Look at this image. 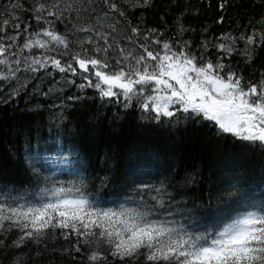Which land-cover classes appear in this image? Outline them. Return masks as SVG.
Here are the masks:
<instances>
[{
  "label": "trees",
  "instance_id": "trees-1",
  "mask_svg": "<svg viewBox=\"0 0 264 264\" xmlns=\"http://www.w3.org/2000/svg\"><path fill=\"white\" fill-rule=\"evenodd\" d=\"M38 3L48 5L60 19L45 12L44 20H36ZM110 3H116L119 11L111 10ZM14 4L20 7L13 9ZM3 19L11 23L0 35L20 32L13 52L24 62L16 77L0 80V188L13 189V194L26 192L27 199L38 202L36 193L52 187L44 176H51L57 186L83 181L85 195L104 209L141 199L154 203L150 197L161 188L164 208L157 206L158 212L168 209L172 219L181 221L190 212L192 230L199 233L220 231L238 215L264 205V144L259 141L224 133L214 122L191 112L156 120L137 97L128 107L122 95L102 98L98 89L80 87L86 83L83 75L96 81L91 66L84 73L72 61L75 75L59 72L51 63L36 72L26 67L31 59L45 57H55L66 66L76 53L129 64L134 60L123 56L144 54L141 45L163 55V43L168 42L174 51L184 49L224 64L225 71L236 72L245 84H259L264 79V40L260 39L264 0H0ZM47 21L68 38L69 48L60 45L55 50L33 48L21 53L24 40L35 39L31 34L48 27ZM133 28L138 32L133 33ZM97 32L112 45L107 53L94 51L107 46ZM249 35L257 37L255 44H246ZM88 37L93 38L91 44ZM222 43L224 49L218 47ZM229 47L233 51H227ZM33 165L40 177L33 173ZM143 185L153 190L138 191ZM20 235L16 228L0 232V264H99L88 259L100 250L95 244H85L74 235L65 239L60 229L17 246ZM102 248L107 264H148L143 256L120 260L111 256L108 245Z\"/></svg>",
  "mask_w": 264,
  "mask_h": 264
},
{
  "label": "snow or ice",
  "instance_id": "snow-or-ice-1",
  "mask_svg": "<svg viewBox=\"0 0 264 264\" xmlns=\"http://www.w3.org/2000/svg\"><path fill=\"white\" fill-rule=\"evenodd\" d=\"M104 2L109 3V0ZM147 2L144 0V3ZM12 7L15 9L20 5L14 4ZM51 7L56 8L58 4ZM220 7L223 8L224 4H220ZM110 8L119 11L116 3H110ZM35 12L38 21L45 19V12L47 16L60 19L56 12L48 10L45 3H38ZM119 14L124 15L123 12ZM10 23L9 19L0 21L4 26L0 27V33L6 32V26ZM47 23L48 27L31 34L35 39L24 40L20 46L21 53L23 49L33 48L55 50L60 45L69 48L68 38L53 30L50 21ZM13 26L16 29L21 27L19 24ZM90 30L79 29L84 32ZM24 31H28L27 26ZM131 31L136 33L138 29ZM97 36L101 34L97 32ZM19 38V31L14 36L0 35V80L14 78L20 71L19 66L24 61L13 52ZM101 39L107 46H97L94 51L107 53L112 45L107 44L106 35ZM239 39L244 40L245 37ZM260 39L264 40V34ZM87 42L91 44L93 38L88 37ZM256 42L255 35L247 36V45ZM80 43L83 46L84 42ZM155 43L159 44L160 41ZM141 47L144 54L136 56L129 52L123 56V60L129 57L134 60L129 64H123L121 60L110 62L107 58L96 56L88 58L76 53L66 66H62L55 57H45L43 61L40 58L31 59L26 67L36 72L51 63L59 72L67 71L75 75L77 69L72 61L84 73H88L91 66L96 69L93 73L96 81L83 75L86 83L80 87H94L102 98L122 95L127 101L125 107L130 106L133 97L142 99L140 106L145 111L154 112L156 120L162 116L171 118L180 111L191 112L214 122L224 133L264 144V79L259 84H245L236 72L225 71L224 64L206 61L202 56L197 57L184 49L174 51L168 42L163 43V55L148 50L145 45ZM218 47L224 49L225 45L222 43ZM83 51L87 53L88 49ZM227 51L233 49L229 47ZM114 67L117 70L111 71ZM114 89H119V92ZM148 91L151 94H146ZM177 105L179 107H173ZM32 171L40 177V170L34 165ZM43 179L45 183L51 182L52 187L42 188L36 193L40 197L38 202L27 199L26 192L13 194V189L0 188V232L19 229L21 235L15 242L17 246L25 240L38 239L52 230L60 229L65 239L74 235L85 244H95L100 250L91 252L88 259L99 264H107L102 254L105 244L109 246L112 257L124 260L143 256L148 264H264V205L254 206L255 210L238 215L220 231L199 233L192 230L194 226L187 218L190 212L183 221L172 219L173 213L168 209L158 212L157 206L164 208L161 188H155L156 195L150 197L154 203L141 199L126 201L118 208L104 209L85 195L83 181L65 187L63 184L57 186L51 176H44ZM152 190L150 185L138 189L141 192ZM22 200L24 203H21ZM129 203L136 206H126ZM177 212L180 210L177 209ZM0 244H3L2 239ZM76 251H80L79 246Z\"/></svg>",
  "mask_w": 264,
  "mask_h": 264
}]
</instances>
